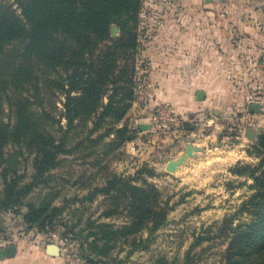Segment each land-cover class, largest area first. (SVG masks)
I'll return each mask as SVG.
<instances>
[{"label":"rangeland","instance_id":"obj_1","mask_svg":"<svg viewBox=\"0 0 264 264\" xmlns=\"http://www.w3.org/2000/svg\"><path fill=\"white\" fill-rule=\"evenodd\" d=\"M203 1L143 0L137 27L143 47L137 63V98L120 122L121 126L127 125L126 134L131 140L122 142L110 135L85 141L71 152H61L58 162L50 165L35 163L36 147L21 150L15 145L6 146L11 157L0 163V248L15 244L18 251L10 260H0V264H47L44 259L49 257L61 264H264V229H235L256 220L248 202L258 192L250 168L259 169L256 174L263 169L259 165L264 153L254 146L264 123L256 125V137L250 140L237 137L238 126H227L226 122L219 131L222 137L218 145L186 156L174 170L167 169L168 163L178 162L185 154L171 147L178 143L174 137L152 148L154 139L159 142L160 136L149 133L147 140L143 134L136 141V111L144 103L141 96L146 93L149 66L145 44L161 23L187 17L189 8ZM242 1L264 7V0ZM119 33L118 27L114 35ZM237 61L245 73L241 75L244 82L251 77L260 79L255 96L259 97L263 108L260 116L264 118V57H240ZM249 67L252 70L247 72ZM254 69H260V75H253ZM56 101L59 109L54 108ZM46 103L55 111L51 114L60 113L62 104L56 93L50 94ZM83 136L81 128L73 131L66 149ZM143 165L150 171L139 173ZM39 166L46 168L35 177ZM128 176L134 177L131 182L138 188L147 183L155 185L157 205L169 209L163 222L157 217L150 218L147 226L137 224L139 221L133 224L142 212L131 215L129 202L146 204L138 195L125 192L123 184H116L109 193L100 190L110 180L112 183L115 178ZM29 183H33L31 190L21 195L22 204L15 205L13 195ZM41 201L51 202L58 209L43 226L28 225L24 219L26 204ZM48 243L59 244L61 254L46 253Z\"/></svg>","mask_w":264,"mask_h":264},{"label":"trees","instance_id":"obj_2","mask_svg":"<svg viewBox=\"0 0 264 264\" xmlns=\"http://www.w3.org/2000/svg\"><path fill=\"white\" fill-rule=\"evenodd\" d=\"M142 6L143 0H0V163L11 157L8 144L21 150L36 147L35 163L50 165L58 162L61 152H71L85 141L110 135L122 142L132 139L120 122L137 98ZM113 24L120 29L117 36L112 35ZM55 93L62 104L58 115L46 103ZM79 128L84 136L66 149L69 135ZM185 129H191V122ZM254 148L264 153V131ZM259 166V174V169L250 168L258 192L248 200L256 220L235 229H264V160ZM45 168L39 166L35 177ZM146 171L147 165L138 170ZM133 178H115L100 190L109 193L123 184L125 192L146 204L129 202L131 215L142 212L133 224L144 226L157 217L163 222L169 209L157 205L155 185L138 188ZM32 185L16 191L15 205L22 204L21 195ZM26 206V223L37 226L46 224L58 209L47 201Z\"/></svg>","mask_w":264,"mask_h":264},{"label":"crops","instance_id":"obj_3","mask_svg":"<svg viewBox=\"0 0 264 264\" xmlns=\"http://www.w3.org/2000/svg\"><path fill=\"white\" fill-rule=\"evenodd\" d=\"M261 6L242 0H204L194 3L187 17L160 24L144 47L149 66L146 93L141 96L144 103L135 114L142 131L136 141L143 134L150 139L147 131L152 113L163 105L191 120V129L174 137L178 143L171 145L179 154L190 142L200 148L198 152L218 145L222 137L219 131L226 122L227 126H238L239 138H248L245 133L249 128L255 131L264 123L260 111H255L260 79L251 77L244 82L241 75L245 73L237 61L240 57H264ZM250 70L247 68V72ZM251 73L260 75V69ZM141 125L148 127L143 129ZM162 140L154 139L151 148L160 147ZM44 260L61 264L55 257Z\"/></svg>","mask_w":264,"mask_h":264},{"label":"built area","instance_id":"obj_4","mask_svg":"<svg viewBox=\"0 0 264 264\" xmlns=\"http://www.w3.org/2000/svg\"><path fill=\"white\" fill-rule=\"evenodd\" d=\"M186 122L191 120L175 114L169 106H158L152 113L150 129L147 132L160 136L163 140L169 137L178 138L185 130ZM141 133L142 131L138 132V135Z\"/></svg>","mask_w":264,"mask_h":264},{"label":"water","instance_id":"obj_5","mask_svg":"<svg viewBox=\"0 0 264 264\" xmlns=\"http://www.w3.org/2000/svg\"><path fill=\"white\" fill-rule=\"evenodd\" d=\"M117 28L118 27L115 25L111 26L113 36H115L114 34L117 32ZM260 109H261V105H260V103H257V109L255 111H260ZM141 127L143 129H146L148 126L141 125ZM245 135L249 139L254 140V138L256 137V132L253 131L251 128H249L246 131ZM199 150H200V148L197 147L196 145H194L193 143H191V142L188 143V145L185 149V154L180 156L178 162L177 161H170L167 165V169L174 170L178 164L183 163L186 156H195L196 152H198ZM17 251H18V247L15 244H10L4 248H0V260L5 259V258L14 257L16 255ZM46 253H48L51 256H59L61 254V247L57 243H48L46 246Z\"/></svg>","mask_w":264,"mask_h":264}]
</instances>
